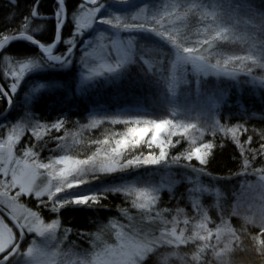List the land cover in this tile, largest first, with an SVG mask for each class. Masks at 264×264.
<instances>
[{
	"label": "snow or ice",
	"instance_id": "obj_1",
	"mask_svg": "<svg viewBox=\"0 0 264 264\" xmlns=\"http://www.w3.org/2000/svg\"><path fill=\"white\" fill-rule=\"evenodd\" d=\"M8 4L0 264H264V113L237 100V120L222 111L226 90L194 105L178 91L189 75L198 90L215 77L264 105V0ZM125 81L145 94L73 111L90 89ZM229 148L234 165L214 175ZM110 198L117 212L76 244L65 212H100Z\"/></svg>",
	"mask_w": 264,
	"mask_h": 264
},
{
	"label": "trees",
	"instance_id": "obj_2",
	"mask_svg": "<svg viewBox=\"0 0 264 264\" xmlns=\"http://www.w3.org/2000/svg\"><path fill=\"white\" fill-rule=\"evenodd\" d=\"M19 7L21 10L29 7L31 5V0H18ZM42 5L41 11L43 13H47L51 8L54 7L53 0H40ZM76 0H70V6L74 5ZM9 12V4L8 0H0V27L3 26L4 19ZM135 71V70H134ZM188 79L192 81L191 87L181 85L178 89L179 92L185 93L186 95L190 96L189 101L190 104L194 105L199 102H202L211 91L215 90H226L228 95L226 99L228 100L227 105H222V111L224 112L225 116L229 114L235 116L237 120L240 117V109L237 105V100L242 101L243 105L246 106L250 112L256 111L257 115L264 113V105L261 104L259 98L251 94V90L247 87L244 88H231L228 82L220 84L219 81L216 80L215 77H207L204 78L208 81V84L205 89L198 90L195 85V78L191 75L188 76ZM91 95L88 93H84L83 95L79 96L75 103L77 107L73 108V111H81L83 108H88L91 110L94 106L96 107H109L113 104V101L116 98L121 100H132L134 98H139L145 94V90L143 88L135 87L134 85L130 84L129 82L125 81L123 83H117L113 86H103L98 90H89ZM23 97V93L21 94ZM95 102V103H93ZM140 107H149V105L145 102L139 105ZM3 108V105L0 104V109ZM79 117H73V119H78ZM11 116L9 120H11ZM2 122V121H0ZM259 126L258 120H253L249 122V127ZM99 135V133H97ZM77 151H84L82 147H77ZM232 148H229L226 152L218 153L216 160L214 161L212 168L216 171L213 172L214 175H227V170L234 165L235 161L232 157ZM49 153L45 151L43 155H48ZM164 174H158L155 176V181L159 182L161 177ZM254 179V178H250ZM181 191L183 188L181 186H177ZM236 193L239 194L240 188L237 184L235 186ZM121 204V200L119 199H109L107 203V207L105 210L100 212H91L89 210H67L63 216L64 225L63 227L71 228L72 230V237L71 239L76 243H80V239L78 236L75 235L77 231L80 232H92L96 231V228L93 226L95 223H104L105 220L103 219L105 214L110 210L112 213L117 212L118 205ZM62 231V230H61ZM237 264H250L249 257H238Z\"/></svg>",
	"mask_w": 264,
	"mask_h": 264
},
{
	"label": "rangeland",
	"instance_id": "obj_3",
	"mask_svg": "<svg viewBox=\"0 0 264 264\" xmlns=\"http://www.w3.org/2000/svg\"><path fill=\"white\" fill-rule=\"evenodd\" d=\"M195 27H196V25L194 24L193 25V30L195 29ZM181 94H182V100L186 101L188 104H190L191 103V101H189L190 96L186 95L185 93H181ZM92 232L94 233L95 231H92Z\"/></svg>",
	"mask_w": 264,
	"mask_h": 264
}]
</instances>
